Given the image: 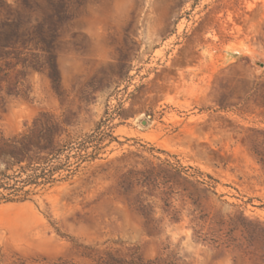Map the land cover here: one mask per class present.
I'll return each mask as SVG.
<instances>
[{"label": "rangeland", "instance_id": "374dc122", "mask_svg": "<svg viewBox=\"0 0 264 264\" xmlns=\"http://www.w3.org/2000/svg\"><path fill=\"white\" fill-rule=\"evenodd\" d=\"M264 0H0V264H264Z\"/></svg>", "mask_w": 264, "mask_h": 264}, {"label": "trees", "instance_id": "16d2710c", "mask_svg": "<svg viewBox=\"0 0 264 264\" xmlns=\"http://www.w3.org/2000/svg\"><path fill=\"white\" fill-rule=\"evenodd\" d=\"M259 161L264 165V156H261L259 158ZM9 178V175L7 174L6 171H1L0 172V187H6L5 186V180Z\"/></svg>", "mask_w": 264, "mask_h": 264}]
</instances>
